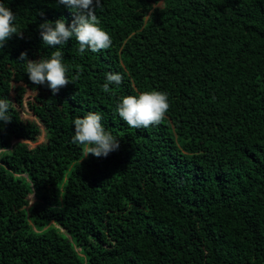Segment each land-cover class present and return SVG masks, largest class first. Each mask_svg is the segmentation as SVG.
I'll return each mask as SVG.
<instances>
[{
	"label": "trees",
	"instance_id": "1",
	"mask_svg": "<svg viewBox=\"0 0 264 264\" xmlns=\"http://www.w3.org/2000/svg\"><path fill=\"white\" fill-rule=\"evenodd\" d=\"M0 3L22 34L0 49V264H264V0H102L112 45L83 54L43 44L40 24L74 18L60 0ZM57 49L54 95L18 58ZM145 90L170 108L130 128L117 104ZM88 112L119 143L107 157L72 143Z\"/></svg>",
	"mask_w": 264,
	"mask_h": 264
},
{
	"label": "clouds",
	"instance_id": "2",
	"mask_svg": "<svg viewBox=\"0 0 264 264\" xmlns=\"http://www.w3.org/2000/svg\"><path fill=\"white\" fill-rule=\"evenodd\" d=\"M60 3L71 9L74 18L71 25H67L62 19L40 24V35L44 45L55 47L64 45L69 39H75L81 54L86 49L98 53L111 47L112 38L99 26L100 21L95 12L97 8L102 7V0H60ZM15 19L12 10L5 7L4 3H0V49L13 34L22 35L14 24ZM18 59L26 61L25 72L29 80L35 85H46L54 95L70 83L68 70L63 63V53L59 49L53 51L48 59L28 60L26 52H21ZM122 82L121 74L106 73L102 90L107 93L110 91V85H120ZM169 108L166 93L145 90L138 95L122 97L117 104L116 113L130 128L140 129L162 123ZM8 112L9 101L0 98V122L7 124L11 121ZM101 121L102 116L94 112H88L82 118L78 117L73 121L75 131L72 143L84 146L85 157L90 154L96 158L107 157L119 148L118 141L105 130Z\"/></svg>",
	"mask_w": 264,
	"mask_h": 264
},
{
	"label": "rangeland",
	"instance_id": "3",
	"mask_svg": "<svg viewBox=\"0 0 264 264\" xmlns=\"http://www.w3.org/2000/svg\"><path fill=\"white\" fill-rule=\"evenodd\" d=\"M161 6H162V4H161ZM22 116L27 118V119H31V120L35 119L33 116L30 115L28 110L23 111ZM45 141H46V136H45V132H43L41 137L39 138V140L36 143H29V144H30L31 148H34L37 145L44 143ZM0 154H1V152H0ZM29 200H30L31 204L33 205L35 203V196L34 195L30 196ZM33 200H34V203H33Z\"/></svg>",
	"mask_w": 264,
	"mask_h": 264
}]
</instances>
